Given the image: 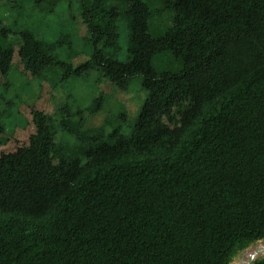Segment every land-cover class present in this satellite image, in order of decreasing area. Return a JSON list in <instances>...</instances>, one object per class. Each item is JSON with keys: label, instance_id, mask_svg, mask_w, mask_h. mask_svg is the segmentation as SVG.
<instances>
[{"label": "trees", "instance_id": "obj_1", "mask_svg": "<svg viewBox=\"0 0 264 264\" xmlns=\"http://www.w3.org/2000/svg\"><path fill=\"white\" fill-rule=\"evenodd\" d=\"M34 1L46 15L61 3ZM70 1L89 59L56 55L72 32L25 29L16 52L0 21L6 84L13 68L40 84L55 70L59 81L98 72L122 91L141 77L147 99L128 134L84 130L103 98L72 115L64 104L59 118L32 109L28 144L0 154V264H244L234 258L264 241V0H159L174 16L158 36L143 0ZM162 54L182 67L158 71ZM258 250L264 264V245L247 253Z\"/></svg>", "mask_w": 264, "mask_h": 264}, {"label": "rangeland", "instance_id": "obj_2", "mask_svg": "<svg viewBox=\"0 0 264 264\" xmlns=\"http://www.w3.org/2000/svg\"><path fill=\"white\" fill-rule=\"evenodd\" d=\"M143 1L154 10L150 20L151 33L155 36L163 34L173 25L174 14L165 9L159 0ZM42 4L43 1L36 3L34 0H0V21L3 22V27L10 29L5 40L6 44L17 52L21 45L20 33L25 29H36L40 38L49 41H55L61 34L72 32L74 35L71 39L72 44L59 46L56 55L61 60L69 61L71 53L83 52L74 59L73 63L78 66L86 62L89 59L86 53H91L92 48L83 40L87 30L80 19L77 5L70 0H61L55 11L46 15ZM109 4L120 9L126 8L120 1H110ZM119 48L117 57L124 61L127 52V34L124 27L120 30ZM16 62H18L17 58ZM181 62L171 54H162L154 58L153 64L158 71H176L182 67ZM60 75V71L55 70L52 74H48L51 79L49 82L40 84L39 79H33L19 69L13 68L8 80L9 85L0 75V120L6 124V131H0V138L8 140L7 147L0 148V154L28 144L30 135L35 131L31 116L34 108L59 118L58 112L64 104L70 106L72 115L79 108L85 109L94 100L103 98L101 110L94 114L85 111L84 130L109 133L119 129L125 134L130 133L148 95L143 89L141 77H134L128 90L122 91L102 78L98 72H91L68 81H59ZM56 139L57 142L70 147H76L77 144L76 138L71 135L59 133ZM260 245H264V241H259L247 250L241 251L234 260L241 259L246 251Z\"/></svg>", "mask_w": 264, "mask_h": 264}, {"label": "water", "instance_id": "obj_3", "mask_svg": "<svg viewBox=\"0 0 264 264\" xmlns=\"http://www.w3.org/2000/svg\"><path fill=\"white\" fill-rule=\"evenodd\" d=\"M259 254L260 252L259 251H255L252 255H250L248 258H247V261L245 262V264H255V262L259 259H262V258H259ZM243 257V256H242Z\"/></svg>", "mask_w": 264, "mask_h": 264}, {"label": "bare ground", "instance_id": "obj_4", "mask_svg": "<svg viewBox=\"0 0 264 264\" xmlns=\"http://www.w3.org/2000/svg\"><path fill=\"white\" fill-rule=\"evenodd\" d=\"M259 252H260V254H259V258H260V256L262 255V251H260V250H258ZM255 251H252L251 253H247V251L245 252L246 254H245V256L244 257H246V258H248L250 255H252L253 253H254ZM244 257H242L241 259H238V261L240 260H242ZM239 261V262H240ZM246 261H247V259H246ZM245 264V263H244Z\"/></svg>", "mask_w": 264, "mask_h": 264}]
</instances>
